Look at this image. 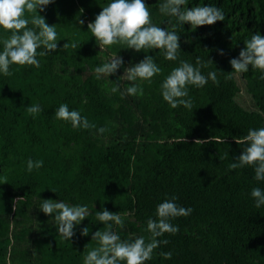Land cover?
<instances>
[{"label":"trees","instance_id":"trees-1","mask_svg":"<svg viewBox=\"0 0 264 264\" xmlns=\"http://www.w3.org/2000/svg\"><path fill=\"white\" fill-rule=\"evenodd\" d=\"M110 2L53 0L38 14L56 25L57 50L38 56V68L11 65L12 75L0 73V264H83L87 252L99 246L93 233L108 230L109 224L122 240L144 236L147 241V220L157 219V205L173 196L192 212L171 219L179 231L158 237L169 243L144 264H264V205L255 207L250 196L254 187L264 190V181L254 179L251 166L228 168L246 147L235 141L249 129L264 127V73L251 66L236 73L229 63L252 34L264 36V0H188L182 7L212 5L225 17L195 29L162 14L163 0H144L153 24L170 31L175 26L180 36L175 61L166 60L162 49L101 47L87 24ZM32 15L26 13L29 19ZM7 35L10 31L0 29V38ZM65 43L77 48L65 49ZM114 54L123 66L97 79L93 69ZM145 55L161 73L135 82L142 95H122L125 83L132 82L117 77ZM197 58L206 64L202 74L216 71L218 82L189 85L185 99L192 107L173 109L162 98L161 84L180 61L198 67ZM237 75L250 107L235 99ZM117 82L120 89L113 93ZM37 104L41 111L29 114L27 107ZM60 104L79 111L95 127L73 128L57 119ZM28 159L42 160L43 166L28 171ZM45 199L87 205L90 215L65 239L55 214L40 211ZM103 209L120 214L123 227L99 222L95 212ZM85 226L89 233L82 236ZM169 251L171 259L160 255Z\"/></svg>","mask_w":264,"mask_h":264},{"label":"clouds","instance_id":"clouds-1","mask_svg":"<svg viewBox=\"0 0 264 264\" xmlns=\"http://www.w3.org/2000/svg\"><path fill=\"white\" fill-rule=\"evenodd\" d=\"M53 0H0V29L10 31V35L0 38L3 50L0 51V73L5 76L12 75L11 65L35 66L40 67L38 56H46L49 52H54L58 48L56 25H49L45 18L38 14L45 10L46 6ZM188 0H163L159 4V11L162 14L176 17L180 25L185 23L192 28L197 26L213 25L218 21H224L223 11L212 5L194 6L191 8L182 7L187 5ZM81 12L83 9L80 10ZM26 13H32L31 18L26 17ZM81 25L83 20L78 21ZM31 24L33 27H29ZM95 41L101 47L124 44L126 49H133L140 52L144 49H162L166 60H177L180 51V36L173 30L161 28L152 23L151 13L144 0H111L107 6L96 15L93 22L87 24ZM69 46L77 48L75 43L71 45L65 43L63 48ZM45 51L38 52L40 48ZM220 55H223L221 50ZM212 62L211 60H209ZM123 59L114 54L101 66L93 69L96 78L101 76L108 77L116 73L117 69L123 66ZM198 67H194L187 61H180L164 78L161 84V95L171 108L178 106L191 108V99L188 97V86L203 87L208 80L217 81L216 71L209 72L207 77L202 74L201 67H206L199 58L196 61ZM213 63V62H212ZM232 71L236 73L247 72L249 66L261 70L264 73V36L258 31L252 34L250 39L244 42V47L239 52L238 57L229 60ZM162 69L154 62L152 56L145 55L136 64L124 69V75L117 77V81L132 82L127 84L125 92L129 96L142 95V87L135 83L137 80L150 81L155 75L160 74ZM231 71V72H232ZM230 72V73H231ZM229 73V74H230ZM231 78L227 76L226 79ZM264 79V75H261ZM110 82V81H109ZM111 88L113 93L120 89L119 83ZM112 83V82H110ZM27 112L33 116L41 111L40 106L32 105L27 107ZM55 117L59 120L68 121L73 128H94L86 117L81 116L77 110H69L67 104H60L55 111ZM99 132L103 133L104 128ZM198 143L207 141L196 140ZM236 143L245 144L241 154L228 165L229 170H236L251 166L254 168V179L264 181V127L259 129H249L247 135ZM43 166V161H33L28 159L27 169ZM5 183L6 178H5ZM250 196L255 200V207L260 208L264 205V190L259 187L251 189ZM22 198V197H21ZM19 199V198H18ZM176 197L166 199L156 207L157 219L149 218L146 222V231L150 233L147 241L144 236L135 237L131 240H122L115 232L111 231L109 224L108 230H97L92 235V240L98 242V247L87 252L83 264H144L145 261L152 259L155 249L169 243L168 240H160L158 237L165 233L175 234L179 231L178 226L170 221L173 218L184 217L191 214V208L179 206ZM40 211L45 215H54L58 228V233L65 239H70L75 233L74 228L90 215L87 205H69L64 201L45 199L41 203ZM99 222H114L123 227L124 220L118 213L110 212L107 209L95 212ZM89 228L85 226L81 230L82 236H87ZM164 259H171L172 252L160 253Z\"/></svg>","mask_w":264,"mask_h":264},{"label":"rangeland","instance_id":"rangeland-1","mask_svg":"<svg viewBox=\"0 0 264 264\" xmlns=\"http://www.w3.org/2000/svg\"><path fill=\"white\" fill-rule=\"evenodd\" d=\"M124 74V72H123ZM238 80L239 83V92L235 96L236 101L245 107H250V98L249 95L246 93L244 85L242 84V81L239 79L238 75L235 77Z\"/></svg>","mask_w":264,"mask_h":264}]
</instances>
